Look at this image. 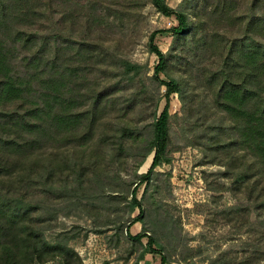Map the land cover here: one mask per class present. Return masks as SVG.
I'll list each match as a JSON object with an SVG mask.
<instances>
[{"label":"trees","instance_id":"16d2710c","mask_svg":"<svg viewBox=\"0 0 264 264\" xmlns=\"http://www.w3.org/2000/svg\"><path fill=\"white\" fill-rule=\"evenodd\" d=\"M100 1V9L90 4L82 12L66 0H0V264H41L55 256L70 264L76 256L65 245L43 242V231L25 224L33 212L48 208L44 201L27 202L21 193L10 195L11 170L21 179L29 178L24 170H39L43 186L64 192L66 208L78 206L81 198L93 206L130 196L126 234L142 246L137 261L158 249L160 264H167L163 245L148 232L169 224L158 211L168 198L161 197L155 169L171 163L169 104L174 95L182 119L194 131L200 129L195 139L203 163L221 167V175L232 180V192L241 194V203L221 213L245 223L253 220L263 241L264 0H181L174 9L165 0H150L177 25L149 36V52L157 61L148 80L158 84L155 107L162 99L165 104L148 129L128 122L134 103L121 99L120 92L124 80L142 71L145 76L147 66L114 58L113 68L102 71L101 47L69 37L74 28L87 37L109 18L108 0ZM158 35L171 37L166 53L154 45ZM96 68L101 74L93 79ZM114 113L113 124L108 116ZM128 142L137 146L136 168L153 157L147 172L126 184L118 174L109 177L104 162L109 157L113 164ZM157 195L159 204L146 211L144 202L149 204L151 196L155 204ZM135 224L141 230L131 236L127 231ZM169 234L179 238L173 230Z\"/></svg>","mask_w":264,"mask_h":264},{"label":"rangeland","instance_id":"374dc122","mask_svg":"<svg viewBox=\"0 0 264 264\" xmlns=\"http://www.w3.org/2000/svg\"><path fill=\"white\" fill-rule=\"evenodd\" d=\"M66 1L82 12L88 11L90 4L97 10L102 5L100 0ZM180 1L165 0L173 9ZM107 6L111 15L101 20L99 28L93 26L87 37L82 35L81 30L74 28L69 37L74 42L87 38L96 43L99 49L101 47L99 68L102 71L113 68L112 63L116 58L142 67L147 66L145 76L142 71L136 78L124 80L123 90L120 92L121 99L134 103L133 110L127 117L128 122L137 128L148 129L154 113L158 115L165 104L162 99L158 107H155L158 84L148 80L157 61L149 52V36L155 30L173 28L177 22L174 17L158 13L150 0H108ZM170 43L169 35H158L154 41V45L163 53L167 52ZM94 72L90 76L93 79L97 73L101 74L97 68ZM116 79L119 81V77ZM163 92L164 87H160V93ZM120 107L118 106L119 109ZM169 113L172 116L171 143L168 149L171 163L155 169L162 190L161 197L168 198L162 201L158 211L161 213L160 218L168 220L169 224L163 230H150L148 234L155 236L163 245L162 254L167 258V264H264V240L259 241L260 232L254 221L245 223L241 217L228 218L221 213L239 201L241 203V194L232 192V180L221 175V167L203 163V154L199 146H196L198 141L195 139L200 129L194 131L190 127L191 123L182 119L181 104L176 95L170 98ZM116 116L117 113L111 114L108 121L114 124ZM136 147L128 142V149L113 164L108 157L104 163L108 164L110 170H106V174L112 178L118 174L126 184L135 176L145 174L153 154L147 157L140 168H136L139 160ZM28 165H32L31 160ZM24 171L29 178L21 179L18 177L20 172L13 173V170L7 175L11 186L10 195L17 196L21 193L24 200L33 205L43 201L46 203L48 212H33L25 224L29 228L41 229L42 241L50 246L60 244L73 250L76 256L71 257L70 264H160L158 249L137 261L142 246L131 242L126 234L129 222L127 202L130 196L122 201L95 202L93 206L81 198L82 202L78 206L69 205L66 208L63 191L43 186L39 170H30V173L29 170ZM167 174H170L169 186ZM103 186L108 190L107 183H103ZM142 189L143 187L138 198L141 197ZM108 194L107 192L105 196ZM158 198L160 197L157 195L154 204L149 196L148 200L152 205L144 202L146 211L159 204ZM136 215L137 211L131 218ZM140 230V224H135L127 233L135 236ZM172 230L176 235L179 234L178 239H171L169 232ZM145 242L143 239L142 244ZM27 264L40 263L31 261ZM41 264H62V260L55 256Z\"/></svg>","mask_w":264,"mask_h":264},{"label":"water","instance_id":"95a60500","mask_svg":"<svg viewBox=\"0 0 264 264\" xmlns=\"http://www.w3.org/2000/svg\"><path fill=\"white\" fill-rule=\"evenodd\" d=\"M151 156V155H150Z\"/></svg>","mask_w":264,"mask_h":264}]
</instances>
